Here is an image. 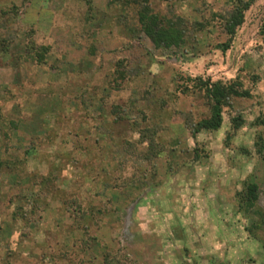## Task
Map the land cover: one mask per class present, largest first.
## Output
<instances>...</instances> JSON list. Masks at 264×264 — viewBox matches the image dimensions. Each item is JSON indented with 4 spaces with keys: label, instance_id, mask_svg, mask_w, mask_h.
<instances>
[{
    "label": "rangeland",
    "instance_id": "374dc122",
    "mask_svg": "<svg viewBox=\"0 0 264 264\" xmlns=\"http://www.w3.org/2000/svg\"><path fill=\"white\" fill-rule=\"evenodd\" d=\"M246 1L149 0L185 33L156 48L138 4L0 0V264H264V0L220 48ZM197 76L251 93L219 131Z\"/></svg>",
    "mask_w": 264,
    "mask_h": 264
},
{
    "label": "trees",
    "instance_id": "16d2710c",
    "mask_svg": "<svg viewBox=\"0 0 264 264\" xmlns=\"http://www.w3.org/2000/svg\"><path fill=\"white\" fill-rule=\"evenodd\" d=\"M126 2V4H138L140 5V10L138 13V20L141 25L143 33L148 37L151 43L156 48H172L180 47L185 41V33L182 31V23L171 22L163 18L161 15L155 13L149 4V0H112V3L120 4ZM257 0H249L242 2L241 8L236 10L229 21L225 23V29L229 36V41L225 44L220 45V48L226 52L230 50L231 43L235 38L237 31L244 25L245 13L250 9V7ZM260 36L264 39V22L260 28ZM33 43L27 46L28 50H33ZM35 48V46H34ZM46 52L47 48H43ZM38 58L43 59L44 53H37ZM39 59V61H41ZM190 82H193L195 89L200 90L204 93L205 100L210 107V114L207 118L202 119L196 124H192L189 129L192 134H199L204 131L215 132L219 131L224 123V112L225 109L231 107V102L234 98H247L251 96L250 91L243 90L242 83L238 80H233L231 82H224L222 80L213 81L211 78H203L197 76L194 79L190 78ZM14 126L16 125L13 123ZM244 125V120L241 118L232 119V127L235 130H239ZM257 126H264V116L259 117ZM148 130V129H147ZM146 134V133H144ZM264 138L260 137L257 143L258 151H261L264 147ZM202 151V150H200ZM201 156L197 153L196 158ZM258 185L256 183L247 181L244 183L243 190L239 192L241 203H243L248 209H254L257 195H258Z\"/></svg>",
    "mask_w": 264,
    "mask_h": 264
}]
</instances>
